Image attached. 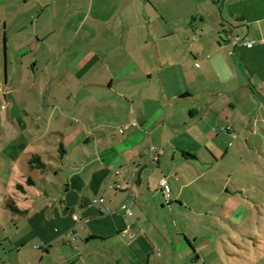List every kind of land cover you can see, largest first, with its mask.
Instances as JSON below:
<instances>
[{
	"label": "crops",
	"instance_id": "1",
	"mask_svg": "<svg viewBox=\"0 0 264 264\" xmlns=\"http://www.w3.org/2000/svg\"><path fill=\"white\" fill-rule=\"evenodd\" d=\"M0 92L10 115L25 101L30 149L59 154L22 158L62 175L10 207L0 264H150L148 222L162 233L155 214L264 113V0H0Z\"/></svg>",
	"mask_w": 264,
	"mask_h": 264
},
{
	"label": "rangeland",
	"instance_id": "2",
	"mask_svg": "<svg viewBox=\"0 0 264 264\" xmlns=\"http://www.w3.org/2000/svg\"><path fill=\"white\" fill-rule=\"evenodd\" d=\"M4 96L0 92V222L8 224V215L13 214L10 207L33 205L23 189L48 187L51 193H58L62 175L51 166L32 167L22 158L32 156L27 151L33 146L27 136H20L23 132L18 128L26 131L30 122L17 115L25 101L11 102L10 115L3 106L7 104ZM36 122L43 125V119ZM254 123L249 137L242 134L239 141L234 140L237 150L232 155L220 164L210 161L205 176L185 190L186 206L174 203V216L166 211L155 214L162 233L148 222L149 230L161 242L150 264H264V113H258ZM49 136L53 140L54 135ZM42 142L46 146V139ZM47 151L51 156L59 155L55 149L43 150L35 145L32 152L49 161ZM164 199L167 204L171 202L170 197ZM167 237L176 239L178 251L168 244ZM150 251L144 258L132 255V263L149 264Z\"/></svg>",
	"mask_w": 264,
	"mask_h": 264
},
{
	"label": "built area",
	"instance_id": "3",
	"mask_svg": "<svg viewBox=\"0 0 264 264\" xmlns=\"http://www.w3.org/2000/svg\"><path fill=\"white\" fill-rule=\"evenodd\" d=\"M241 38L240 37H237L236 39V42L240 41ZM244 43L251 47L253 46V42L252 41H247V40H244ZM135 125H138L137 122H133ZM237 134H234V137L237 138ZM160 185H161V188L163 190V193L166 197H170L171 196V188H170V185L168 183V180L166 178H163L160 182ZM96 201H100V202H104L105 201V198H99L98 200ZM120 208L126 213V214H129V215H132L133 214V211L131 208H129L125 203L121 204L120 205ZM75 219L78 220V216H75Z\"/></svg>",
	"mask_w": 264,
	"mask_h": 264
},
{
	"label": "trees",
	"instance_id": "4",
	"mask_svg": "<svg viewBox=\"0 0 264 264\" xmlns=\"http://www.w3.org/2000/svg\"><path fill=\"white\" fill-rule=\"evenodd\" d=\"M30 165L32 167H36V168H41V167H45V163L41 160V158L39 156H34L30 159ZM32 181V180H31ZM21 187V186H20ZM22 188V187H21Z\"/></svg>",
	"mask_w": 264,
	"mask_h": 264
}]
</instances>
